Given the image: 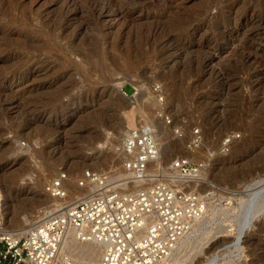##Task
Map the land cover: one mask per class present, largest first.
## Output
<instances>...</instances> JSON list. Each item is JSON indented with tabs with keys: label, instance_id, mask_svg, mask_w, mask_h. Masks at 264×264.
Listing matches in <instances>:
<instances>
[{
	"label": "rangeland",
	"instance_id": "374dc122",
	"mask_svg": "<svg viewBox=\"0 0 264 264\" xmlns=\"http://www.w3.org/2000/svg\"><path fill=\"white\" fill-rule=\"evenodd\" d=\"M141 123L170 146L163 166L207 162L191 187L212 197L171 264L216 252L218 264H264V214L231 252L264 178V0H0V229L26 230L58 202L45 185L61 172L66 202L95 189L79 184L86 169L134 190L119 185L117 148ZM193 128L202 144L190 152Z\"/></svg>",
	"mask_w": 264,
	"mask_h": 264
},
{
	"label": "built area",
	"instance_id": "2783aa9c",
	"mask_svg": "<svg viewBox=\"0 0 264 264\" xmlns=\"http://www.w3.org/2000/svg\"><path fill=\"white\" fill-rule=\"evenodd\" d=\"M156 113L170 123L162 108ZM174 132L182 136L180 128ZM236 137L233 132L225 134L221 148L228 150ZM201 144L200 130L193 128L188 150L194 152ZM117 150L126 175L119 185L134 183V190L111 188L107 177L86 169L79 184L87 182L95 189L66 202V176L57 174L46 183L45 191L58 202L44 207L26 230L0 229V264H160L169 257L206 212L212 191L199 192L191 186L207 162L177 156L150 174L159 148L155 131L147 123L130 128ZM71 233L76 241L98 246V259L76 260L64 251L63 243Z\"/></svg>",
	"mask_w": 264,
	"mask_h": 264
},
{
	"label": "bare ground",
	"instance_id": "6f19581e",
	"mask_svg": "<svg viewBox=\"0 0 264 264\" xmlns=\"http://www.w3.org/2000/svg\"><path fill=\"white\" fill-rule=\"evenodd\" d=\"M99 7L102 8V6H99ZM94 8H96V7H94ZM103 8H105V7L103 6ZM119 90L122 91L121 87ZM132 124L133 123H132L131 118L128 117V126L131 127ZM163 132H164L163 128H160L159 133L163 134ZM157 137H158V135L157 136L155 135L156 142H157ZM123 138H122V140H123ZM157 145H158V143H157ZM158 148H159V155H158L157 159L153 163H151L152 166H156V165H162L163 166V163H165L163 160L167 156V152L169 151L170 146L167 144L163 147L162 146L159 147V145H158ZM186 154H189V151H186ZM148 171H149V173L153 172V169L152 170L149 169ZM254 185H253L254 186V192H252V194L255 195L256 197H254V196L252 197V194H251L250 195L251 198L248 200V202L243 201L244 202L243 211H242V214H240L241 220L239 222L237 221V227H236V231H235V235H234L235 242H233V244H232V249H233L231 251L232 253L241 251V249L243 247V245L241 243L243 242V239H244L248 229H251L255 220L264 214V178L256 181L254 183ZM92 187L94 188V185H92ZM50 199H54V198H50ZM62 247H63V250L66 251L67 253H69L73 259H75V257L79 255V256H82L81 259L96 260L100 256V249L98 248V246H96L92 243H83V242L76 241L73 238L72 233L65 240ZM172 253L169 257L164 259L161 263L171 264V263L175 262V257L172 256ZM219 258H220V255L218 252H216L212 258H210L209 260H207L205 262V264H218ZM201 264H203V263H201Z\"/></svg>",
	"mask_w": 264,
	"mask_h": 264
}]
</instances>
